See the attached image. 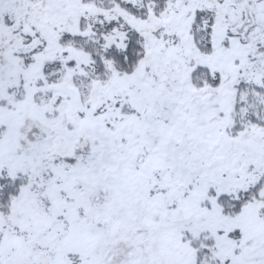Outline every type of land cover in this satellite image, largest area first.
I'll use <instances>...</instances> for the list:
<instances>
[{
  "label": "snow or ice",
  "instance_id": "obj_1",
  "mask_svg": "<svg viewBox=\"0 0 264 264\" xmlns=\"http://www.w3.org/2000/svg\"><path fill=\"white\" fill-rule=\"evenodd\" d=\"M0 264H264V0H0Z\"/></svg>",
  "mask_w": 264,
  "mask_h": 264
}]
</instances>
